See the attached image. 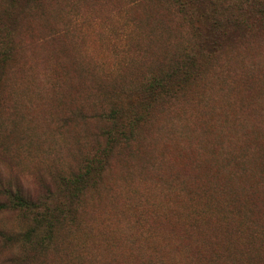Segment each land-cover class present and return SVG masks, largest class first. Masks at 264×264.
Masks as SVG:
<instances>
[{"label": "rangeland", "instance_id": "rangeland-1", "mask_svg": "<svg viewBox=\"0 0 264 264\" xmlns=\"http://www.w3.org/2000/svg\"><path fill=\"white\" fill-rule=\"evenodd\" d=\"M0 264H264V0H0Z\"/></svg>", "mask_w": 264, "mask_h": 264}, {"label": "trees", "instance_id": "trees-1", "mask_svg": "<svg viewBox=\"0 0 264 264\" xmlns=\"http://www.w3.org/2000/svg\"><path fill=\"white\" fill-rule=\"evenodd\" d=\"M13 2V0H11ZM17 1V0H14ZM211 7L214 9L202 10L201 13L197 15V21L205 22L206 30L202 37H200V28L197 24L196 31L197 35L195 37V45L197 46L198 50L195 52L184 51L182 64L179 67L174 69L172 72L164 74L162 76H152L151 79L142 86L141 92L138 95L137 101H130L128 106V111H130L131 116H126L119 121V111L121 109L120 106H116L113 109L112 115H110V120L113 123L115 129V135L117 134H128L132 130L133 124L140 120L141 115L135 112L136 110V102H142L144 104H148V100L154 99L158 96L171 98L174 96L178 91H180V80H176L178 78H185L191 76L192 73L185 68V64L192 65L196 62L197 57L201 54L210 55L216 52V47L219 46V41L222 37L227 36L228 29L232 27L239 28V25L236 23H232L230 25L224 26V28L220 29L219 35H216V2H210ZM180 6H183V3L180 2ZM177 72V73H176ZM181 78V79H182ZM175 79V82H174ZM134 102V103H133ZM135 111V112H134ZM112 138H115L112 137ZM112 142L114 140H111ZM87 168V165L84 167ZM83 171V170H82ZM81 171V172H82ZM89 170H86V174ZM80 173V172H79ZM84 174H76L74 175L76 178L80 179ZM19 205H27L30 202H25L22 198L16 199Z\"/></svg>", "mask_w": 264, "mask_h": 264}]
</instances>
